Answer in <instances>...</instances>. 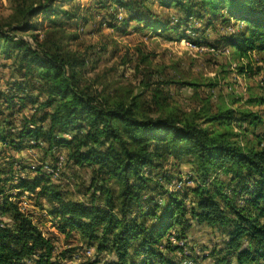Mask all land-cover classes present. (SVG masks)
I'll list each match as a JSON object with an SVG mask.
<instances>
[{"label":"trees","instance_id":"obj_1","mask_svg":"<svg viewBox=\"0 0 264 264\" xmlns=\"http://www.w3.org/2000/svg\"><path fill=\"white\" fill-rule=\"evenodd\" d=\"M61 1L21 7L18 13L22 20L17 26L0 28V50L6 57H15L18 74L9 83L10 90L21 91L26 89L25 84L32 83L31 90L37 92L9 96L0 87V101L5 98L11 108L14 99L38 103L39 120L47 122L34 127L25 125L14 139L6 132V120L0 118V142L14 143L18 149L26 139L43 137L50 148L70 145V158L77 165L97 166L105 178L113 180V185L97 187L104 206L90 207L63 199L47 179L24 178L17 188L49 199L62 231L74 230L85 241L104 245L100 249H108L115 256L107 264H180L161 246L172 229L182 224L185 200L171 193L166 204L161 205L153 196L146 197L156 186L151 184V174L147 175L151 170L144 168L163 170V163L171 157L187 161L199 180L192 189L196 198L193 216L211 227L231 226L221 261L232 264L228 256H235L237 264H264V148L242 144L231 129L236 115L251 124L262 122V117L225 104L214 111L206 107L194 114L161 105V113L153 116L145 112L138 97L129 100L126 95L111 97L93 92L80 78L78 67L85 65L83 60L45 42L33 46L17 34L36 29L34 19L40 14L73 18L74 14L62 8ZM108 1L126 6L130 20L146 21L145 26L155 31L171 27L177 32L182 22L192 18L203 23L206 19L205 25H214L218 18L223 25L234 27L229 34L221 35L220 41L237 58L247 59L250 71L254 61L258 72L264 70V0H157L161 7L174 8V12L166 13L165 20L148 11L155 0L98 3ZM52 22L54 27L64 23L60 18ZM195 40L208 43L205 36ZM243 65L239 66L240 72L246 73ZM154 97L159 98L157 90ZM251 102L264 105V96ZM70 129L77 131L72 140L56 134ZM163 177L170 179L167 174ZM5 180L0 175L1 194ZM145 203L148 207H144ZM5 205L13 210L15 227L8 228L0 220V264H62L53 259V244L33 220L9 197Z\"/></svg>","mask_w":264,"mask_h":264},{"label":"rangeland","instance_id":"obj_2","mask_svg":"<svg viewBox=\"0 0 264 264\" xmlns=\"http://www.w3.org/2000/svg\"><path fill=\"white\" fill-rule=\"evenodd\" d=\"M46 1L0 0V28L9 30L21 22L19 8L37 6ZM60 4L74 17L40 14L34 19L38 25L36 29L17 34L33 46L45 42L83 60L85 65L78 67L80 78L82 84L90 86L93 92L111 97L126 95L129 100L138 97L145 112L153 116L161 113V105L186 114L201 112L206 107L214 111L223 104L240 111L255 112L262 117V122L251 124L236 115L231 129L242 144L264 148V105L251 102L264 96V70L258 72V63L254 61L251 63L254 69L250 71L248 60L237 58L232 49L220 41V36L232 32L233 26L223 25L218 18H215L214 25L209 26L205 25L206 19L203 23L192 18L188 23L182 22L177 32L171 27H159L155 31L145 26L146 21L130 20L128 8L113 1L101 5L98 0H63ZM148 8L164 20L167 12H174V8L161 7L157 0ZM57 18L64 23L54 27L52 21ZM34 35L37 42H34ZM202 36L208 43L195 40ZM2 52L0 50L1 89L9 96L37 95L35 90H31L32 83L25 84L26 89L21 91L10 90L9 83L18 76L15 57H6ZM241 65L246 67V73L240 72ZM156 90L159 98L154 97ZM4 99L0 101V118L6 120L5 129L10 138L16 139L15 135L25 125L47 124L39 120L41 111L37 110L38 103L14 99L11 108ZM56 134L72 140L77 131L70 129ZM26 140L18 149L14 143L0 142V175L6 179L3 194L0 193V220L3 225L11 229L15 227L13 210L10 205H5V198L9 197L51 241L55 261L62 264H107L115 259L108 249H100L104 245L85 241L77 231H62V223L49 199L38 192H23L17 188L24 178L47 179L53 190L61 193L65 200L86 207L94 204L104 206L103 199L99 198L103 195L97 187L112 186L113 180L105 178L97 166L77 165L70 158V145L50 148L43 137ZM163 164V170L144 168L151 170L147 175L151 174V184L156 186L146 197L151 195L164 205L169 195L174 193L180 200H185L187 207L182 224L164 238L162 251L180 264H225L221 260L225 257L231 226L211 227L193 216L196 198L192 189L199 180L191 163L171 157ZM164 174L170 176L169 181L163 177ZM223 179L228 177L223 176ZM148 205L145 203L144 207ZM248 243L246 239L245 244ZM169 247L175 249L171 251ZM228 259L237 264L235 256H228Z\"/></svg>","mask_w":264,"mask_h":264}]
</instances>
